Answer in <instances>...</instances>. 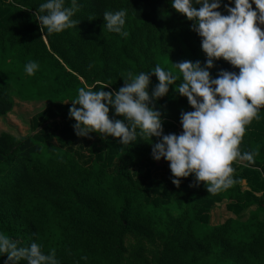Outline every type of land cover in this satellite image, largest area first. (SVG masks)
I'll list each match as a JSON object with an SVG mask.
<instances>
[{
    "label": "trees",
    "instance_id": "obj_1",
    "mask_svg": "<svg viewBox=\"0 0 264 264\" xmlns=\"http://www.w3.org/2000/svg\"><path fill=\"white\" fill-rule=\"evenodd\" d=\"M42 2L0 0V119L15 100L43 102L28 135L0 132V232L18 246L40 244L58 264H264V107L240 145L255 162H233L229 189L207 193L193 174L173 185L168 162L150 154L158 138L121 145L100 133L77 136L68 109L82 86L113 92L127 73L160 65L178 79L153 107L164 134H180L179 113L192 108L174 91L180 74L172 63L206 59L191 21L170 0H77L76 26L47 34L35 15ZM228 2L218 9L224 15ZM121 8L126 35L103 21ZM29 61L38 64L32 76ZM213 65V77L239 71L222 58ZM157 82L150 76L149 92ZM109 118L122 119L111 106ZM223 202L231 217L212 225Z\"/></svg>",
    "mask_w": 264,
    "mask_h": 264
},
{
    "label": "clouds",
    "instance_id": "obj_2",
    "mask_svg": "<svg viewBox=\"0 0 264 264\" xmlns=\"http://www.w3.org/2000/svg\"><path fill=\"white\" fill-rule=\"evenodd\" d=\"M169 2V0H168ZM222 0H170L171 7L186 20L190 29L200 37L206 59L183 60L172 65L179 71L180 83L175 92L187 100L191 111L181 110L180 134H164L161 112L154 103L169 92L178 77L156 65L148 72L127 73L123 86L113 92L102 88L93 90L82 86L71 100L68 116L74 119L75 135L117 138L121 145H129L137 138H158L151 141V157L168 162L171 183L178 186L179 178L194 175L196 184L203 182L207 193L226 191L233 183V162H255V152H241L240 145L246 127L256 119L264 107V0H229L223 4L226 15L218 9ZM199 5V7H195ZM231 5V6H230ZM252 5H255L253 9ZM77 0L65 6V0H43L35 15L41 30L47 34L61 33L78 23L72 17L77 11ZM127 10L105 11L103 21L111 33L126 35L122 29ZM223 59L238 72L219 70L210 75L213 62ZM38 64L24 65L28 76L35 74ZM158 81L149 92L150 76ZM79 105V107H77ZM109 106L114 116L109 118ZM3 264H58L54 252L44 254L41 245L32 242L18 246L17 241L0 232V256Z\"/></svg>",
    "mask_w": 264,
    "mask_h": 264
},
{
    "label": "rangeland",
    "instance_id": "obj_3",
    "mask_svg": "<svg viewBox=\"0 0 264 264\" xmlns=\"http://www.w3.org/2000/svg\"><path fill=\"white\" fill-rule=\"evenodd\" d=\"M264 30V25H259ZM43 106V102H21L15 100L13 111L0 119V132H9L16 137H24L30 133V118ZM231 217L225 211V203L217 204L211 211V224L216 225Z\"/></svg>",
    "mask_w": 264,
    "mask_h": 264
},
{
    "label": "crops",
    "instance_id": "obj_4",
    "mask_svg": "<svg viewBox=\"0 0 264 264\" xmlns=\"http://www.w3.org/2000/svg\"><path fill=\"white\" fill-rule=\"evenodd\" d=\"M252 7H253V9H255V5H252ZM8 116H9V114H8Z\"/></svg>",
    "mask_w": 264,
    "mask_h": 264
},
{
    "label": "water",
    "instance_id": "obj_5",
    "mask_svg": "<svg viewBox=\"0 0 264 264\" xmlns=\"http://www.w3.org/2000/svg\"><path fill=\"white\" fill-rule=\"evenodd\" d=\"M45 42H46V40L45 39H43Z\"/></svg>",
    "mask_w": 264,
    "mask_h": 264
}]
</instances>
